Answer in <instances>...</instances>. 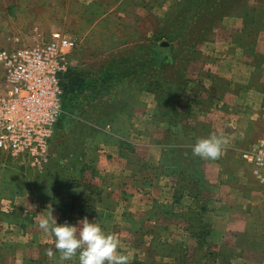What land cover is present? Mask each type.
<instances>
[{"label":"rangeland","instance_id":"obj_1","mask_svg":"<svg viewBox=\"0 0 264 264\" xmlns=\"http://www.w3.org/2000/svg\"><path fill=\"white\" fill-rule=\"evenodd\" d=\"M70 2L0 0V51L61 31L78 42L71 68L103 82L61 116L40 166L0 152V264H79L40 227L53 218L100 224L128 264H257L211 228L264 212L244 157L264 140V0ZM211 135L219 158L193 155Z\"/></svg>","mask_w":264,"mask_h":264},{"label":"built area","instance_id":"obj_2","mask_svg":"<svg viewBox=\"0 0 264 264\" xmlns=\"http://www.w3.org/2000/svg\"><path fill=\"white\" fill-rule=\"evenodd\" d=\"M78 42L54 31L42 45L0 51V152L29 159L40 166L63 113V76L71 68L70 54ZM244 157L256 165L264 182V140Z\"/></svg>","mask_w":264,"mask_h":264},{"label":"clouds","instance_id":"obj_3","mask_svg":"<svg viewBox=\"0 0 264 264\" xmlns=\"http://www.w3.org/2000/svg\"><path fill=\"white\" fill-rule=\"evenodd\" d=\"M224 141L216 135L200 138L192 147V154L206 159H217L221 155ZM79 225V227H77ZM72 225L44 219L40 227L55 238V248L62 259L68 260L78 255L79 264H128V257L118 250V241L106 234L100 224L87 218ZM52 256V249L47 250Z\"/></svg>","mask_w":264,"mask_h":264},{"label":"crops","instance_id":"obj_4","mask_svg":"<svg viewBox=\"0 0 264 264\" xmlns=\"http://www.w3.org/2000/svg\"><path fill=\"white\" fill-rule=\"evenodd\" d=\"M70 6H73V0H70ZM83 1V0H79ZM177 172V171H176ZM177 176H183V173L181 170L178 171ZM174 178V177H172ZM264 196V195H263ZM263 199V198H261ZM259 198V200H261ZM258 205V204H257ZM253 209L249 210V215H252L254 211ZM218 214H226L225 211L218 210ZM248 223L242 225L238 229L233 226V224L230 226L225 225L224 227H218L216 224L212 225V232L214 234V240L216 242V245L219 243L224 242L223 240L226 239V237H233V240L235 242L234 247L235 250V256L237 258L236 261L239 259L241 261H248L245 257H252V260L250 262L257 263V264H264V252H258L256 251L257 248H264V212L261 215V219L255 223H252L251 225H248ZM249 234H247V232ZM241 233V241L239 242L237 239H235V235ZM229 235V236H228ZM244 237V239H242ZM260 258H257V257ZM256 257L257 259H254ZM249 262V263H250Z\"/></svg>","mask_w":264,"mask_h":264},{"label":"trees","instance_id":"obj_5","mask_svg":"<svg viewBox=\"0 0 264 264\" xmlns=\"http://www.w3.org/2000/svg\"><path fill=\"white\" fill-rule=\"evenodd\" d=\"M160 49L166 51L170 49V47L164 46L160 47ZM102 83L101 75L89 78L82 75L80 71H75L73 68H69L64 74L62 81L64 88L62 115L64 114L66 117H74L78 114L80 112L79 110H82L85 102H87L86 96L89 94L88 90H100Z\"/></svg>","mask_w":264,"mask_h":264}]
</instances>
